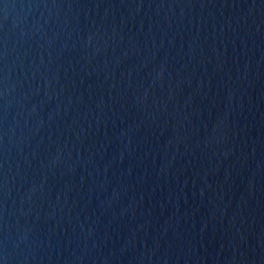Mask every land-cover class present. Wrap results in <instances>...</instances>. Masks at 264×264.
<instances>
[{
    "label": "water",
    "instance_id": "95a60500",
    "mask_svg": "<svg viewBox=\"0 0 264 264\" xmlns=\"http://www.w3.org/2000/svg\"><path fill=\"white\" fill-rule=\"evenodd\" d=\"M0 264H264V0H0Z\"/></svg>",
    "mask_w": 264,
    "mask_h": 264
}]
</instances>
